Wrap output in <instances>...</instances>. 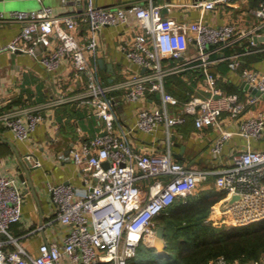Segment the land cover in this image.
I'll use <instances>...</instances> for the list:
<instances>
[{
	"label": "built area",
	"instance_id": "2783aa9c",
	"mask_svg": "<svg viewBox=\"0 0 264 264\" xmlns=\"http://www.w3.org/2000/svg\"><path fill=\"white\" fill-rule=\"evenodd\" d=\"M74 1L81 8L65 13H56L50 5L0 11V29L8 21L21 24L16 36L0 50L25 51L50 70L70 61L73 81L79 88L74 91L69 87L35 106L0 110V121L17 139L27 140L42 121L43 109L70 102L92 104L104 126L81 148L73 149V159L96 182L83 187L71 182L47 183L57 218L69 229L61 241L46 240L39 252L32 254L10 231L11 225L22 219L25 195L17 178L0 170V264H128L141 241L154 246L159 215L176 200L195 194L209 174L217 175L214 187L226 195L213 205L206 222L238 226L263 219L264 147H253L250 142L264 136V71L244 66L242 52L213 54L243 35H250L251 47L264 50L254 39L263 36L264 0L251 8L257 24L247 32L233 22L217 25L169 17L153 2L110 7L98 0ZM236 1L199 3L205 9H216ZM121 24L133 31L131 39L120 45L127 62L123 77L106 81L98 62L101 34L105 27ZM224 59L230 71L239 72L248 85L246 98L220 86L225 76L212 67ZM190 70L204 74L201 87L207 95L188 89L182 98L169 91L167 79L172 75L184 76L193 86L192 78L186 75ZM120 99L136 105L133 119L120 117ZM188 116L197 128L217 126L218 135L211 147L215 158L234 134L242 135L248 144L234 152L228 165L216 169L191 166L173 152L174 136ZM139 132L156 137L163 134L159 139L165 149L139 148ZM145 178L154 179L148 189L142 185ZM235 194L240 199L226 207ZM8 244L15 247L6 248ZM225 263L220 256L214 264ZM253 264H264V257Z\"/></svg>",
	"mask_w": 264,
	"mask_h": 264
},
{
	"label": "crops",
	"instance_id": "0c3cea01",
	"mask_svg": "<svg viewBox=\"0 0 264 264\" xmlns=\"http://www.w3.org/2000/svg\"><path fill=\"white\" fill-rule=\"evenodd\" d=\"M260 0H239L229 4H220L216 9H205L199 3L201 0H98L101 5L118 7L133 3H142L146 6L152 2L162 6L166 16L176 19L205 20L213 24L228 22L237 23L246 32L257 24L256 16L251 8ZM43 5H50L56 13L70 12L81 8L74 0L64 3L62 0H0V11L9 13L12 10H33ZM21 24L8 21L0 29V47L7 44L20 31ZM264 36V29H262ZM133 31L127 25L107 26L101 34V52L99 60L104 61L100 68L106 81L113 76L123 77L122 69L127 60L120 51V45L126 39H131ZM250 35H243L235 43L219 49L213 56L229 55L235 51L242 52L244 66L264 71V59L257 57L256 50L250 45ZM259 46H264V39L258 40ZM190 52H194V46ZM110 65V66H109ZM70 61L56 70H50L38 62V59L25 51L0 50V110L18 105H38L51 95L67 90L69 87L78 91L71 73ZM227 80L222 79L220 86L232 92L239 93L246 98V87L239 72L230 71L228 60H221L212 67ZM187 76L192 78L193 86L182 89L185 96L187 90L198 95H207L201 87L204 74L190 70ZM184 81V76L180 75ZM77 87H76V86ZM229 85L233 86L230 90ZM170 91V90H169ZM172 92V91H170ZM173 93V92H172ZM185 98V97H182ZM135 104H124L120 99L118 113L123 120L133 119ZM254 107L251 112L255 111ZM43 119L27 140L17 139L14 132L0 121V170L17 178L24 193L23 216L18 222L11 225V233L32 254L39 252V246L46 240L61 241L69 227L57 218L56 205L47 188L48 182H71L77 186H85L96 182V178L86 175L82 166L73 159V149H79L88 140L92 139L103 128L104 122L98 116L92 104H78L70 102L56 108L43 109ZM248 109V113H251ZM228 122L229 117L224 116ZM184 130L178 127L174 136L173 152L177 159L194 167L219 168L228 165L238 148L247 146V140L240 134H234L224 145L222 154L215 158L211 147L218 135L217 126L197 128L194 119L185 122ZM184 123V124H185ZM234 127V126H233ZM158 136L137 134L136 145L148 151L163 150L165 145L163 134ZM253 147H264V136L252 140ZM28 160L29 166L24 165ZM40 161V165L37 164ZM216 174L206 176L200 190L215 188ZM154 179L145 178L142 185L145 189ZM217 190V189H216ZM230 227V226H226ZM6 236L4 235V238ZM14 248L15 245H6ZM253 262L249 264H253ZM100 264H111L103 262ZM239 264V263H237Z\"/></svg>",
	"mask_w": 264,
	"mask_h": 264
},
{
	"label": "trees",
	"instance_id": "16d2710c",
	"mask_svg": "<svg viewBox=\"0 0 264 264\" xmlns=\"http://www.w3.org/2000/svg\"><path fill=\"white\" fill-rule=\"evenodd\" d=\"M264 59V50L257 53ZM187 82L180 75L167 79V87L175 95L185 97ZM233 89L232 85L228 87ZM183 89V90H182ZM188 116L187 121H191ZM187 124H181L184 130ZM226 192L207 188L198 195L180 198L159 215L165 228L166 253L141 241L137 253L128 264H214L223 256L225 264H249L264 257V218L238 226H216L205 219L213 205Z\"/></svg>",
	"mask_w": 264,
	"mask_h": 264
},
{
	"label": "water",
	"instance_id": "95a60500",
	"mask_svg": "<svg viewBox=\"0 0 264 264\" xmlns=\"http://www.w3.org/2000/svg\"><path fill=\"white\" fill-rule=\"evenodd\" d=\"M256 41L258 40H263L264 36H259V37H255L254 38ZM101 67L104 66V61L101 59L99 60ZM110 66V65H109ZM245 87H247V84H244ZM253 92L255 93H259L256 89L253 90ZM26 162H28V164L24 163V165L29 166L30 162L28 160H26ZM106 166H108V162L105 163ZM240 199V195H233L225 204L226 207L232 205L235 201ZM154 247L156 248V250L161 253L164 254L166 253V240H165V228L162 225H159L156 227V236H155V243H154Z\"/></svg>",
	"mask_w": 264,
	"mask_h": 264
},
{
	"label": "rangeland",
	"instance_id": "374dc122",
	"mask_svg": "<svg viewBox=\"0 0 264 264\" xmlns=\"http://www.w3.org/2000/svg\"><path fill=\"white\" fill-rule=\"evenodd\" d=\"M200 188H201V187H199L198 190H200ZM196 195H197V194H196ZM155 225H156V226H159V225H160L158 220H156Z\"/></svg>",
	"mask_w": 264,
	"mask_h": 264
}]
</instances>
